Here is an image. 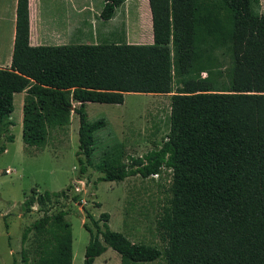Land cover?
<instances>
[{
    "label": "trees",
    "instance_id": "16d2710c",
    "mask_svg": "<svg viewBox=\"0 0 264 264\" xmlns=\"http://www.w3.org/2000/svg\"><path fill=\"white\" fill-rule=\"evenodd\" d=\"M125 0H104L111 19ZM151 44L29 43L28 0H17L9 68H0V126L24 93L21 137L43 147L49 132L78 116L79 173L92 165L93 133L86 103L122 104L126 93L170 95L169 130L157 147L122 162L111 148L95 165L100 181L171 173L170 197L156 220L164 247L133 242L86 212L89 233L83 264L111 248L121 264H264V13L259 0H148ZM203 74H205L203 76ZM75 103V104H74ZM13 140L12 137L9 138ZM4 149L2 148L1 151ZM71 185L24 200L25 211L67 198ZM68 212L27 226L38 254L33 264H72ZM100 222L102 224L100 225ZM27 262L26 251L21 250Z\"/></svg>",
    "mask_w": 264,
    "mask_h": 264
},
{
    "label": "rangeland",
    "instance_id": "374dc122",
    "mask_svg": "<svg viewBox=\"0 0 264 264\" xmlns=\"http://www.w3.org/2000/svg\"><path fill=\"white\" fill-rule=\"evenodd\" d=\"M50 4V0H42L44 19L53 16L60 7ZM71 5L77 7L74 2ZM142 7L141 0H127L117 8L114 24L118 25L124 19L133 27L138 17L136 12ZM258 11L264 13V0H259ZM2 29L1 24L0 34ZM22 104L23 94L17 93L13 98L12 114L0 126V264H33L39 251L35 233H29L23 245L21 238L24 229L42 217L43 210L48 214L60 210L68 212L66 220L72 231V264H83L89 241L83 223L94 230L86 212L94 219L107 212L111 230L122 233L133 242L162 249L165 243L157 231L156 220L170 197L171 173L162 170L157 177L146 179L130 176L119 182L100 181L103 174L95 165L107 149L115 148L122 162L130 163V157L142 156L161 145L169 130L170 95L126 93L122 104L86 103L88 120L104 119L106 124L93 133L92 165L86 166L84 174L79 173L76 157L78 116L71 113L66 128L50 130L43 147L28 146L21 137ZM69 185L67 198L48 201L43 208L34 204L29 212L25 211L24 200L30 195L60 191ZM22 248L26 251L27 262L23 261ZM94 264H121L120 256L107 248ZM144 264H165V261L159 258Z\"/></svg>",
    "mask_w": 264,
    "mask_h": 264
},
{
    "label": "crops",
    "instance_id": "0c3cea01",
    "mask_svg": "<svg viewBox=\"0 0 264 264\" xmlns=\"http://www.w3.org/2000/svg\"><path fill=\"white\" fill-rule=\"evenodd\" d=\"M50 1L52 2L50 5L57 4L60 7L53 16L44 19L41 12L42 0H28L29 43L32 46H56L70 43L96 44L108 40L125 41L128 44H151L153 42L148 0H141L143 7L136 12L138 17L133 27L129 26V23L124 19L122 23L114 24L117 9L111 19L103 20L100 17V12L104 0ZM72 2L76 4V8L71 5ZM16 5L17 0H0V25L4 26L0 34V53L2 56L0 68H9L11 65ZM22 94L24 95L23 92Z\"/></svg>",
    "mask_w": 264,
    "mask_h": 264
},
{
    "label": "built area",
    "instance_id": "2783aa9c",
    "mask_svg": "<svg viewBox=\"0 0 264 264\" xmlns=\"http://www.w3.org/2000/svg\"><path fill=\"white\" fill-rule=\"evenodd\" d=\"M158 175L157 174H155V175H152V177H157Z\"/></svg>",
    "mask_w": 264,
    "mask_h": 264
}]
</instances>
